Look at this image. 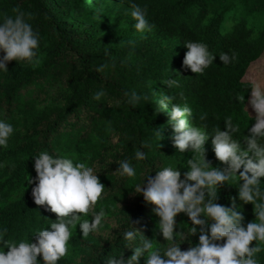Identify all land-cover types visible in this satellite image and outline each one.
Returning <instances> with one entry per match:
<instances>
[{
	"label": "trees",
	"instance_id": "trees-1",
	"mask_svg": "<svg viewBox=\"0 0 264 264\" xmlns=\"http://www.w3.org/2000/svg\"><path fill=\"white\" fill-rule=\"evenodd\" d=\"M135 3L146 8L154 25L143 35L133 28L127 0H0V15L31 14L29 22L39 33L36 61L19 64L12 60L7 63L8 71L0 72V119L14 127L8 147L0 149L4 163L0 168V228L7 229L4 239L35 242L32 232L49 228L50 220L56 219L55 213L36 205L31 196L36 175L32 156L40 151L93 166L105 187L94 210L103 207L114 218L100 233L85 238L78 225L72 229L69 251L57 264H74L77 258L80 264H103L108 255L120 252L126 259L132 249L125 247L119 236L113 238L118 231L112 229L113 222L124 229L129 220L140 235L155 239L160 243L156 246H166L156 227L154 205L131 188L141 173L149 171L151 176L162 166L176 167L184 179L186 160L193 155L187 149L178 151L167 113L156 112L162 94L174 98L167 103L168 109L174 103H187L193 110L191 123H202L198 117L206 114L209 132L218 126L224 130V120L230 118L240 129L233 138L238 139L241 150H247L243 137L255 115L246 108L251 90L244 78L251 64L264 55V0ZM188 40L201 41L216 54L202 74L182 66ZM220 52L235 53V61L223 65ZM170 78L177 80L178 86L167 87L165 81ZM101 88L105 95L94 100L93 94ZM132 91L141 96L134 108L123 95ZM236 97H245L244 107L243 100L238 102ZM211 141L209 135L203 145L206 162L211 167H226L215 157ZM141 142L145 157L137 161L134 152ZM126 158L137 175L123 179L114 172L117 163ZM28 179L33 183L28 184ZM259 179L264 183V177ZM237 181L238 177L229 181L232 185H219L214 202L230 207L234 199L243 217L241 223L246 225L255 220L254 206L238 199ZM174 222V231L184 233L181 250L198 243L200 226L189 233L187 227L192 224L183 212ZM204 227L207 231V223ZM254 244L252 241L249 246ZM258 259L264 264V251ZM137 264H144V258Z\"/></svg>",
	"mask_w": 264,
	"mask_h": 264
},
{
	"label": "clouds",
	"instance_id": "clouds-1",
	"mask_svg": "<svg viewBox=\"0 0 264 264\" xmlns=\"http://www.w3.org/2000/svg\"><path fill=\"white\" fill-rule=\"evenodd\" d=\"M130 5V16L135 21L133 28L143 35L152 31L154 25L147 18L146 8L127 0ZM31 14L17 12L15 16L0 15V72H6L7 63L16 60L19 64H32L36 61L39 50V33L34 31L28 17ZM131 43V42H130ZM187 51L182 66L196 74L204 73L213 64L216 54L209 51L207 44L201 41H185ZM223 65L235 61V53L218 54ZM102 67V66H101ZM100 70L99 68L97 69ZM178 81L168 79L167 87L178 86ZM248 105L255 113L254 123L248 128V135L243 139L247 150H241L238 139L239 125L230 118L224 120V130L214 127L209 132L206 114L199 115L200 124L191 123L193 110L187 103H174L171 109L167 103L174 100L170 95L162 94L157 101L156 112L165 111L168 122L173 129V142L179 152L190 150L192 158L186 160L188 170L184 179L176 167L162 166L154 175L148 172L140 174L138 182L131 188L141 194L145 202L154 205L152 211L158 217L156 227L166 241L165 247L156 246L155 239H147L140 235L127 220L128 227L120 229L115 222L112 229H118L113 238L120 237L125 247L132 249L126 259L120 252L108 255L103 264H137L140 257L144 264H260L258 254L264 251V81L254 80L250 83ZM105 95L103 88L93 94L94 100H101ZM125 102L133 108L141 96L135 91L125 92ZM182 95V94H181ZM144 100L148 97L144 96ZM245 97H236L239 102ZM119 103V102H118ZM244 111L248 114V112ZM249 116V114H248ZM14 127L6 119H0V149L8 147ZM159 137V132L155 130ZM212 136V151L215 157L226 167H211L204 157V142ZM144 143L135 148L134 159L145 157ZM251 152V155H249ZM34 158L35 184L31 188V196L36 205L45 206L56 214L55 221L50 220L49 228L34 230L35 242L20 240L10 242L4 239L7 229L0 228V264H57L69 251L68 241L72 229L79 226L81 237L98 234L110 219L105 209L98 211L94 207L98 199H103L104 185L100 183L93 166L74 160L68 156L50 154L40 151ZM115 170L120 178L127 179L137 175L129 160L123 159ZM4 163L0 161V168ZM239 170V172H238ZM238 172V175H237ZM238 199L254 206L255 220L242 225V214L238 205L232 200L230 207L215 203L218 186L236 180ZM32 184V179H28ZM191 181L192 183H189ZM185 213L192 227L189 233L196 232L200 226L198 243L187 250H181L179 244L184 233L174 231V218L178 213ZM203 217V218H201ZM210 221V222H208ZM207 223V231L205 224ZM223 238V243H219ZM107 240L108 237H105ZM154 241L156 242L154 244ZM255 241L253 246L250 242ZM5 248L7 251H5ZM38 255L41 260H38ZM74 264H80L79 258Z\"/></svg>",
	"mask_w": 264,
	"mask_h": 264
},
{
	"label": "rangeland",
	"instance_id": "rangeland-1",
	"mask_svg": "<svg viewBox=\"0 0 264 264\" xmlns=\"http://www.w3.org/2000/svg\"><path fill=\"white\" fill-rule=\"evenodd\" d=\"M244 79L250 83L254 80L264 81V55L258 61L251 64ZM246 108L255 115L254 111L248 105V102Z\"/></svg>",
	"mask_w": 264,
	"mask_h": 264
}]
</instances>
